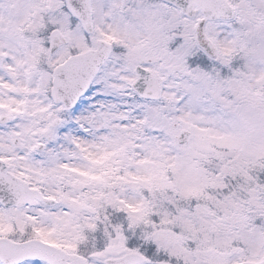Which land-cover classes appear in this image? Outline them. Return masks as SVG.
I'll use <instances>...</instances> for the list:
<instances>
[{
    "label": "snow or ice",
    "instance_id": "obj_1",
    "mask_svg": "<svg viewBox=\"0 0 264 264\" xmlns=\"http://www.w3.org/2000/svg\"><path fill=\"white\" fill-rule=\"evenodd\" d=\"M0 264H264V0H0Z\"/></svg>",
    "mask_w": 264,
    "mask_h": 264
}]
</instances>
